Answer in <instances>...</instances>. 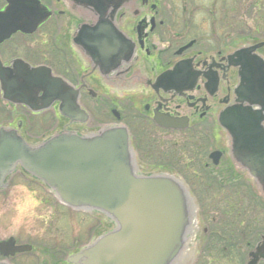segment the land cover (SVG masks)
Wrapping results in <instances>:
<instances>
[{
	"label": "flooded vegetation",
	"instance_id": "obj_1",
	"mask_svg": "<svg viewBox=\"0 0 264 264\" xmlns=\"http://www.w3.org/2000/svg\"><path fill=\"white\" fill-rule=\"evenodd\" d=\"M39 1L50 16L35 32L17 30L0 38V127L13 128L33 145L56 134L84 137L125 127L141 175L181 169L199 188L202 184L205 188L200 180L205 173L230 170L247 175L232 158L231 136L221 128L219 118L236 105L239 68L231 65L229 57L239 49L263 44L254 55L264 60V0H249V6L242 0L246 16L250 9L256 15L251 24L242 26L236 46L229 23L217 20L216 10L206 12L191 0H182L181 5L170 0L100 5L113 12L109 23L124 44L106 64L102 49L97 64L78 37L99 16L92 11L84 14L91 9L79 5V0ZM10 8L17 13L23 5L0 0V13ZM15 23L23 25L22 15ZM27 67L46 68L64 84L56 85L61 94H54L50 105L37 112L18 102ZM18 178L41 184L18 166L0 188V205L8 202L7 192L16 188ZM223 185L227 187L226 182ZM231 185L223 191H230L229 197L212 198L225 207H217L221 221L204 228L201 213L195 264H250L263 243L264 197L256 192L257 184L247 179ZM250 191L253 196L247 198ZM224 210L228 211L222 214ZM102 222L103 233L113 228ZM2 227L0 264H24V256L33 254L35 247L7 237L4 221ZM23 246L29 251L18 252ZM57 255L56 251L51 255L53 264H69L68 258ZM256 264H264V259Z\"/></svg>",
	"mask_w": 264,
	"mask_h": 264
},
{
	"label": "water",
	"instance_id": "obj_2",
	"mask_svg": "<svg viewBox=\"0 0 264 264\" xmlns=\"http://www.w3.org/2000/svg\"><path fill=\"white\" fill-rule=\"evenodd\" d=\"M127 1H78L91 9L84 14L92 11L99 16L93 27L83 28L78 35L97 64L102 55L100 49L106 64L116 52H122L124 45L123 38L109 23L113 12L109 14L110 8L100 5ZM18 3L23 9L17 13L12 8L0 13V38L17 30L31 34L50 16L38 0ZM21 15L23 25L16 27ZM262 46L242 48L229 57L231 65L239 68V84L235 90L236 105L221 114L220 125L231 136L233 160L249 173L264 195V60L254 55ZM25 71L18 102L37 112L50 105L54 94H61L56 85L64 84L46 68L27 67ZM18 165L44 183L62 205L76 211L102 213L115 224L111 232L71 255L70 264L194 263L198 208L189 189L169 173L140 175L125 128H105L84 137L58 134L36 145L27 144L13 129L0 128V188ZM17 251L27 250L23 247ZM253 255L250 264L264 259V241Z\"/></svg>",
	"mask_w": 264,
	"mask_h": 264
},
{
	"label": "rangeland",
	"instance_id": "obj_3",
	"mask_svg": "<svg viewBox=\"0 0 264 264\" xmlns=\"http://www.w3.org/2000/svg\"><path fill=\"white\" fill-rule=\"evenodd\" d=\"M170 2L175 5L182 4V0H170ZM249 3L250 1L247 0V6ZM190 4L203 6L206 12L216 10L217 20L225 21L231 26L232 39L234 36L232 44L235 43V46L239 44L240 30L244 28L242 26L251 24L256 15V11L250 9L246 16L247 10L242 6V0L241 2L239 0L237 2L235 0H191ZM262 33L264 34V28ZM222 172L223 170L205 173L208 180L200 179L205 182V188H202L203 184L200 188L191 184L190 178L181 169L175 172L189 189L197 207L200 203L197 218L201 227V213L205 220L204 228H213L212 224H216V220L221 221L218 219L221 217L219 209L225 207L216 204L217 202L212 198L226 199L231 193L223 191H227L232 186L231 183L247 180L245 174L229 172L223 175ZM223 182L227 183V187H224ZM188 184L192 186V189ZM15 187L14 190L7 192L8 202L0 205V228L3 230L2 221H4L7 237H14L22 244L35 247L33 254L24 256V264H53L51 255L55 251L58 253L57 259L66 260L69 255L88 245L98 234L103 233L104 227L100 224L102 220V224L110 226V221L103 216L97 219L98 216L92 213L69 210L59 203L50 190L29 179L18 178ZM250 193L253 196L252 191ZM247 198H250L248 194ZM227 211L224 210L221 213Z\"/></svg>",
	"mask_w": 264,
	"mask_h": 264
},
{
	"label": "trees",
	"instance_id": "obj_4",
	"mask_svg": "<svg viewBox=\"0 0 264 264\" xmlns=\"http://www.w3.org/2000/svg\"><path fill=\"white\" fill-rule=\"evenodd\" d=\"M223 175H226V174H223Z\"/></svg>",
	"mask_w": 264,
	"mask_h": 264
}]
</instances>
